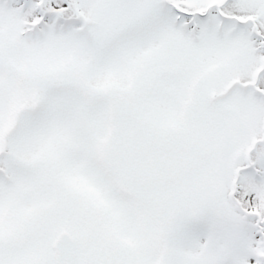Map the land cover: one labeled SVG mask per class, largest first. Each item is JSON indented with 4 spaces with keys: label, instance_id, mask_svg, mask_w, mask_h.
I'll use <instances>...</instances> for the list:
<instances>
[{
    "label": "snow or ice",
    "instance_id": "snow-or-ice-1",
    "mask_svg": "<svg viewBox=\"0 0 264 264\" xmlns=\"http://www.w3.org/2000/svg\"><path fill=\"white\" fill-rule=\"evenodd\" d=\"M0 264H264V0H0Z\"/></svg>",
    "mask_w": 264,
    "mask_h": 264
}]
</instances>
